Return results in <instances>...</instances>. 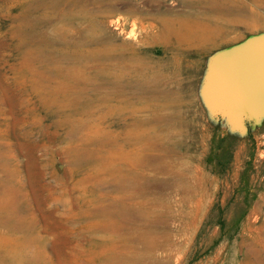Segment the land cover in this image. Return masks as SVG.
<instances>
[{
    "label": "rangeland",
    "instance_id": "rangeland-1",
    "mask_svg": "<svg viewBox=\"0 0 264 264\" xmlns=\"http://www.w3.org/2000/svg\"><path fill=\"white\" fill-rule=\"evenodd\" d=\"M236 2L239 27L190 0H0V200L41 264H264V114L207 94L216 56L264 34V0ZM180 15L210 37L158 38Z\"/></svg>",
    "mask_w": 264,
    "mask_h": 264
},
{
    "label": "bare ground",
    "instance_id": "bare-ground-1",
    "mask_svg": "<svg viewBox=\"0 0 264 264\" xmlns=\"http://www.w3.org/2000/svg\"><path fill=\"white\" fill-rule=\"evenodd\" d=\"M228 2H225V1H221V0H190V5H187L188 7H190L191 9L194 10V14H199V13H203L201 11H205V10H208L209 11H212L214 14H217L222 16V20L229 25V27H239L241 25V21L243 20V17L246 16L245 15V11L243 10V7L238 4V2H236V0H227ZM230 1V2H229ZM110 4V3H109ZM35 7V6H34ZM27 8V7H26ZM190 10V9H189ZM23 11V10H21ZM26 11V10H25ZM200 11V12H199ZM27 12V11H26ZM33 13V12H32ZM32 13H30L32 15ZM192 13V12H191ZM190 13V15H191ZM210 13V12H209ZM34 15V14H33ZM219 16V17H220ZM27 18V14H23L21 15V22H22V26L26 29V24L29 23V20L26 19ZM30 18V17H28ZM36 16L33 18L34 21L36 20L35 19ZM206 18V17H204ZM196 18H192L191 16H187V15H180V16H177L176 18L175 17H171V18H166L164 20H162V27L159 29V31L157 32V36L158 38H165V36L167 35H176L177 37H181L182 39H187V40H190V41H201V38L200 37H203V39L206 40L207 37H210V34L203 30V29H206V28H209V25L207 24V22L205 21H202L198 18V20H194ZM203 19V18H202ZM210 19V18H209ZM242 19V20H241ZM207 20V19H206ZM214 20V19H212ZM211 20V21H212ZM218 20V19H217ZM33 21V20H32ZM244 21V20H243ZM102 22V21H100ZM99 22V23H100ZM215 22V21H214ZM31 23V22H30ZM29 23V24H30ZM28 24V26H29ZM237 25V26H236ZM104 26V25H103ZM102 26V27H103ZM20 29V27H19ZM103 29V28H102ZM24 30V31H25ZM95 30V29H93ZM23 31V30H22ZM36 32V31H35ZM86 32V30H85ZM89 32V31H88ZM33 34V31L31 32ZM96 33V32H95ZM225 33V32H224ZM28 34V31L27 33ZM30 34V33H29ZM89 34V33H88ZM20 35V34H19ZM22 35H23V32H22ZM71 35V34H70ZM91 35V34H90ZM24 36V35H23ZM31 36V35H30ZM22 37V36H21ZM25 37V36H24ZM29 37V36H27ZM32 37V36H31ZM35 37V35H34ZM45 37V36H44ZM70 38V37H69ZM167 38V37H166ZM180 38V40H182ZM200 38V39H199ZM227 38V37H226ZM23 39V38H22ZM26 39V37H25ZM33 39V38H32ZM30 39V41L32 40ZM77 39V38H76ZM27 41L29 39H26ZM166 40V39H165ZM168 40V39H167ZM186 40V41H187ZM217 40V39H216ZM20 41V40H19ZM23 41V40H22ZM25 41V40H24ZM26 41V42H27ZM70 41V40H69ZM79 41V40H78ZM91 41V39H90ZM169 41V40H168ZM29 42V41H28ZM27 42V43H28ZM76 42V41H75ZM81 42V41H80ZM173 42V41H172ZM182 42V41H181ZM180 42V44H181ZM189 41H187L188 43ZM213 42V41H212ZM166 43V42H165ZM170 43V42H169ZM185 43V41H184ZM202 43V41L200 42V44ZM209 43V42H208ZM72 44V43H71ZM172 44V43H171ZM179 44V46H180ZM190 44V42L188 43ZM198 44V43H196ZM212 44V43H211ZM220 44V43H219ZM225 44V43H224ZM184 45V44H182ZM191 45V44H190ZM199 45V44H198ZM217 45V44H216ZM28 46V45H27ZM83 46V45H82ZM170 46V45H169ZM192 46V45H191ZM189 46V47H191ZM205 46V45H204ZM218 46V45H217ZM74 47V46H73ZM71 47V48H73ZM76 47V46H75ZM173 47V46H172ZM186 47V46H185ZM215 47V46H214ZM177 48V47H176ZM176 48L174 49V51L176 50ZM183 48V47H182ZM187 48V47H186ZM192 48V47H191ZM204 48V47H203ZM207 48V47H206ZM218 48V47H216ZM21 49V48H20ZM86 49V48H84ZM210 49V47H209ZM180 50L181 47H180ZM185 50V49H184ZM187 50V49H186ZM202 50V49H201ZM206 50V49H205ZM78 51V50H77ZM93 51V50H92ZM178 51V50H177ZM192 51V50H191ZM210 51V50H209ZM39 52V50H38ZM72 52V51H71ZM79 52V51H78ZM83 52V51H82ZM81 52V53H82ZM178 52H182V51H178ZM66 53V52H65ZM68 54V53H67ZM100 54V53H99ZM105 54V53H104ZM103 54V55H104ZM176 54V53H175ZM184 54V53H183ZM189 54V53H188ZM24 55V54H23ZM97 55V53H96ZM108 55V54H107ZM105 55V56H107ZM75 56V55H74ZM138 56V55H137ZM181 56V55H180ZM95 57V52H87L86 54H84V56L80 55L78 58L82 61L83 60H89V59H93ZM100 57V55H99ZM98 56L96 58H99ZM177 57V56H176ZM182 57V56H181ZM34 58V57H33ZM68 58V57H67ZM76 58V57H75ZM114 58V57H113ZM112 58V60H113ZM121 58V57H120ZM134 58V56H133ZM141 58V57H140ZM139 58V59H140ZM143 58V57H142ZM179 58V57H178ZM108 59V58H106ZM118 59V58H117ZM123 59L124 61V58H121ZM32 60V59H31ZM66 60V59H64ZM69 60V58H68ZM67 60V61H68ZM100 60V59H99ZM98 60V61H99ZM134 60V59H133ZM177 60V59H175ZM174 60V61H175ZM76 61V59H75ZM78 61V60H77ZM85 61V62H86ZM93 61V60H92ZM96 61V60H95ZM102 61V60H101ZM106 61V60H105ZM110 61V60H109ZM115 61V60H114ZM119 61V60H118ZM116 61V62H118ZM143 61V60H142ZM149 61V60H148ZM100 62V61H99ZM104 62V60H103ZM125 62V61H124ZM141 62V61H140ZM98 63V62H97ZM102 63V62H101ZM111 63V62H110ZM134 63V62H133ZM81 64V63H80ZM83 64V63H82ZM115 64V63H114ZM112 64V65H114ZM117 64V63H116ZM115 64V65H116ZM123 64V63H122ZM131 64V62H130ZM137 64V63H136ZM135 64V65H136ZM33 65V64H32ZM88 65V64H87ZM93 65V64H92ZM105 65V64H104ZM118 65V64H117ZM116 65V66H117ZM139 65H141L139 63ZM145 65V64H144ZM150 65V64H148ZM96 66V65H94ZM98 66V65H97ZM107 66V65H106ZM115 66V67H116ZM178 66V65H177ZM85 67V65H84ZM87 67V66H86ZM111 67V66H109ZM118 69L120 66H117ZM124 67V66H122ZM128 67V66H127ZM134 67V66H133ZM137 67V66H136ZM68 68V67H67ZM74 68V67H73ZM75 68H78V67H75ZM80 68V67H79ZM82 68V67H81ZM139 68V66H138ZM143 68V67H142ZM69 69V68H68ZM83 69L85 68H82L81 71H83ZM113 69V68H112ZM111 69V70H112ZM116 69V68H115ZM123 69V68H122ZM121 69V70H122ZM132 71H133V68H131ZM74 70V69H73ZM94 70V69H92ZM101 70V69H100ZM108 70H110L108 68ZM134 70H135V67H134ZM144 70V69H143ZM76 71V70H75ZM98 71V70H97ZM95 70V72H97ZM113 71V70H112ZM120 71V70H119ZM136 71H137V68H136ZM145 71V70H144ZM142 71V72H144ZM78 72V71H77ZM80 72V71H79ZM108 72V71H107ZM141 72V73H142ZM85 73V72H84ZM89 72H87L88 74ZM117 73V72H116ZM122 73V72H121ZM139 73V72H137ZM140 73V74H141ZM145 73V72H144ZM155 73V72H154ZM86 74V73H85ZM93 74V73H92ZM98 74V73H96ZM103 74V73H102ZM106 74V73H105ZM108 74V73H107ZM106 74V75H107ZM115 74V73H114ZM120 74V73H119ZM83 76V74H81ZM80 75V76H81ZM113 75V74H112ZM121 75V74H120ZM130 75V74H129ZM81 76V77H82ZM114 76V75H113ZM112 76V77H113ZM118 76V75H117ZM116 76V78H118ZM122 76V75H121ZM158 76V75H157ZM156 76V77H157ZM84 77V76H83ZM82 77V78H83ZM141 77V76H140ZM146 77V76H145ZM151 77V76H150ZM155 76H152V78H156ZM81 78V79H82ZM90 78V77H89ZM93 78V77H92ZM110 78V77H109ZM114 78V77H113ZM130 78V77H129ZM147 78V77H146ZM145 78V79H146ZM141 79V78H140ZM144 79V80H145ZM157 79V78H156ZM85 80V79H84ZM89 80V79H88ZM114 80V79H113ZM127 80V79H126ZM136 81V80H135ZM134 81V82H135ZM138 81V79H137ZM136 81V82H137ZM147 81V79L145 80V82ZM40 82V81H39ZM86 82V81H85ZM90 82V81H89ZM128 82V81H127ZM144 82V81H143ZM140 83V86L135 90V92L133 93V96H136L138 97V100H142L144 97H145V92L143 91L142 89V86H144L143 84L144 83ZM42 83V82H40ZM95 83V82H94ZM117 83V82H116ZM149 83V82H148ZM130 84V82H129ZM54 85V84H53ZM84 86V84H82ZM81 85V86H82ZM120 85V84H119ZM128 85V84H127ZM148 85V84H147ZM81 86L79 85L80 89H81ZM82 86V87H83ZM98 86V84H97ZM108 86V85H107ZM129 86V85H128ZM85 87V86H84ZM92 87V86H91ZM118 87V86H117ZM87 88V87H86ZM131 88V87H129ZM124 89V88H123ZM126 89V88H125ZM82 90V89H81ZM80 90V91H81ZM100 90V89H99ZM129 90V89H127ZM131 90V89H130ZM145 90V89H144ZM147 90V89H146ZM79 91V90H78ZM77 91V92H78ZM112 91V90H111ZM118 91V90H117ZM123 91V90H122ZM75 92V90L73 91ZM83 92V91H82ZM88 92V91H87ZM95 92V91H94ZM103 92V91H101ZM124 92V91H123ZM86 93V92H84ZM83 93V94H84ZM115 93H118L115 91ZM73 94V93H72ZM120 94V92H119ZM122 94V93H121ZM160 95H162V97H167L169 96L170 94L169 93H165V92H161L159 93ZM76 95V94H75ZM82 95V93H81ZM94 95V94H92ZM102 95V94H101ZM127 95V94H126ZM67 96V95H66ZM120 96V95H119ZM123 96V95H122ZM82 97V96H81ZM91 96H89L90 98ZM118 97V96H117ZM128 97V96H127ZM131 97V96H130ZM147 97V96H146ZM71 98V97H70ZM73 98V97H72ZM95 98V97H94ZM101 98V97H100ZM105 98V97H103ZM123 98V97H121ZM120 98V99H121ZM87 99V98H86ZM110 99V98H109ZM108 99V100H109ZM119 98H117L118 100ZM115 100V101H117ZM125 100V98H124ZM85 101V100H83ZM82 102V101H81ZM90 102V101H89ZM130 102V101H129ZM91 103V102H90ZM82 104V103H81ZM89 104V103H88ZM110 104V103H109ZM113 103H111L110 105H112ZM83 105V104H82ZM81 105V106H82ZM87 105V104H86ZM99 105V104H98ZM104 105V104H103ZM127 105V104H126ZM125 105V106H126ZM131 105V103H130ZM89 106V105H87ZM93 106H96V105H93ZM122 106V105H121ZM85 107V106H84ZM92 107V106H91ZM120 107V105H119ZM118 107V108H119ZM145 107V105H144ZM121 108V107H120ZM143 108V107H142ZM115 109V108H114ZM137 109V107H136ZM111 110V109H110ZM121 110V109H120ZM112 112V111H111ZM136 117V116H135ZM139 117V116H138ZM95 121V120H94ZM97 122V121H96ZM99 125V124H98ZM95 128V127H94ZM134 130L137 131L136 128H132L130 133H133ZM109 133V132H108ZM129 133V134H130ZM139 136V134H136ZM116 136V135H115ZM142 136V135H141ZM139 136V137H141ZM4 205L2 206V201L0 200V264H41L40 261H39V256L37 255V251L36 248H37V239H36V236H35V232L33 231V227H32V217H29V218H24V219H21V220H18L17 222H12L9 218L7 219L6 216H3L5 215V212H4ZM16 218V217H15ZM38 249V248H37ZM108 262H110L112 260V257H108Z\"/></svg>",
    "mask_w": 264,
    "mask_h": 264
},
{
    "label": "water",
    "instance_id": "water-1",
    "mask_svg": "<svg viewBox=\"0 0 264 264\" xmlns=\"http://www.w3.org/2000/svg\"><path fill=\"white\" fill-rule=\"evenodd\" d=\"M207 94L236 123L264 114V34L216 56Z\"/></svg>",
    "mask_w": 264,
    "mask_h": 264
}]
</instances>
